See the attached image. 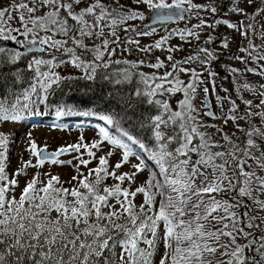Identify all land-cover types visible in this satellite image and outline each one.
I'll return each mask as SVG.
<instances>
[{"label":"snow or ice","instance_id":"1","mask_svg":"<svg viewBox=\"0 0 264 264\" xmlns=\"http://www.w3.org/2000/svg\"><path fill=\"white\" fill-rule=\"evenodd\" d=\"M140 6L150 15L145 16ZM201 12L210 15L211 21ZM185 13L189 20L194 15L198 23L174 29L153 44L141 46L134 36L119 35L123 31L153 36L158 30L152 25L183 20ZM231 17L237 18L235 22ZM149 19L152 25L144 26ZM136 20L142 22L140 28L129 24ZM220 25L231 32L216 35ZM204 29L211 30L204 43L219 41L218 48L199 47L196 55L174 61L172 70L162 76L134 71L144 60L111 59L117 46L127 44L146 54L166 50V59L172 62V53L181 49L165 45L177 35L188 43V38L199 41ZM236 36L241 38L238 44ZM257 36L264 41V0H221L219 5L194 0H11L0 6V41L15 46L0 45V65L8 69L0 75V125L45 114L40 106L49 109V96L56 89L73 80L95 82L98 69L111 63L128 66L110 81L114 85H131L133 76L139 77L134 89L115 97L119 111L80 113L63 98L56 101V117L91 115L104 122L100 139L91 144L81 136L80 142L49 152L48 142L39 146L29 132L25 151L30 158L24 160L21 154L19 166L10 172L9 152L16 141L14 134L0 131V264H264V84L240 86L259 103L245 99L240 88L236 98L217 95L221 108L225 100L229 104L219 117L207 99L202 112L192 103L201 85L205 97L210 94L209 83L211 92H216L219 74L212 64L233 44L244 55L233 53L228 58L239 60L244 68L223 66L232 82L246 73L264 79V43L255 44ZM244 41L247 45L241 46ZM132 51L122 47L121 54ZM22 59L25 66L20 68ZM194 62H199L202 71L183 67ZM62 65L82 75L62 76L56 71ZM147 66L160 69L165 63L157 57ZM179 73L189 75V81L181 80ZM25 79L28 86L17 88ZM179 92L183 99L176 111L157 98ZM237 99L245 105L243 113ZM201 116L220 119L223 125L231 121L244 138L236 136V131H224L223 126L206 124ZM254 117H259L261 126L252 124ZM240 120L246 127H241ZM209 128L216 132L206 131ZM217 134L219 139H214ZM104 145L111 148L97 157ZM82 149L90 159L73 156L79 163L73 165L76 175L67 181H75L71 188L64 187L50 170L42 171L46 164H71L60 157ZM116 154L119 158L110 164ZM93 159L98 164L85 175L80 167L88 168ZM128 164L131 171H120ZM29 169H35L30 178ZM145 171L147 178L137 183ZM109 177L117 183L104 184ZM21 178H25L23 187ZM138 194L143 197L139 204L135 202ZM220 194L228 198L218 199Z\"/></svg>","mask_w":264,"mask_h":264},{"label":"rangeland","instance_id":"2","mask_svg":"<svg viewBox=\"0 0 264 264\" xmlns=\"http://www.w3.org/2000/svg\"><path fill=\"white\" fill-rule=\"evenodd\" d=\"M11 1H0V6H6L7 4H9ZM105 2H107V0H105ZM121 2L123 3H128L129 0H121ZM195 3L198 4H204L207 5L209 3H216L217 5H219L221 3V0H194ZM140 11H143L145 16H149L150 14L148 13V11L146 9H144L143 6H140ZM249 11H251V9H249ZM201 16H204L206 20L211 21V16L210 15H205L204 12L200 13ZM219 18V17H217ZM224 18H229V17H224ZM231 19L233 20V22H235V20L237 19L236 17H231ZM147 21V20H146ZM146 21L143 22L146 23ZM198 23V20L195 18V16L193 15L192 19H188V13H186V17L184 18V20L180 21V22H174L172 24L169 25H164V26H155L158 30L156 35L153 36H135L133 33L129 32V33H125L123 31H119V35L121 38H124L125 36H134L135 39H138L140 41L141 46H146L149 44H153L156 40H158L160 38V36L166 35L168 32H172L174 29H185V28H192L194 24ZM130 25H132L133 27L136 28H140L142 26V22L139 20L136 21H130L129 22ZM13 26H17V24L14 22ZM167 29V31L165 30ZM195 30V29H194ZM210 32V29H204L201 33V38L199 41H196L193 38H188L189 40H191V43H188L186 41H181L179 36H174L168 45H165V48H167L168 46H178L181 50L172 53L173 55V61L170 62L168 61L166 58L169 55V53L166 50H154L151 54H146L143 52H138L135 50V45H123L122 47H127V48H132V54H128L127 52H124L123 54H121V50L122 47L121 46H117L116 48V55L112 56L111 59L113 61L115 60H128V61H132V62H139L140 60H144V65L140 66L138 69H135L134 71L136 72H144L146 74H156L158 76H162L166 71H171V64L174 61L177 60H183L185 57L189 56V55H196L197 54V50L199 47H207L209 49H212V46L215 44L216 41H214L212 44H205L204 41L207 39V36ZM224 32H231V30L226 29L225 26L220 25L217 27L216 29V34H220V33H224ZM257 32H259V26H257ZM237 44L240 42L241 38L239 36L235 37ZM254 43L257 45H260L261 43H264V41H261V39L257 36L253 38ZM1 42V41H0ZM237 44H233L230 47V51L226 54V59H222V56L220 57V59L218 61H214L212 64L213 69L219 74L216 78V92L212 93L211 92V84H208V87L210 89V94H209V98H210V103H211V111L215 112V114L217 115V117L221 116L222 113H226L228 111V107L229 104L227 102V100H225L224 102V107L221 108L218 104H217V95H219L220 97H226L228 95H231L232 98H236L237 95V88H240V92L243 95V97L245 99H249V100H253L254 103H259V100L257 97L253 96L250 92L245 91L242 87H240L241 85H243L245 82L249 83L250 85H253L255 87H258L260 84H264V79H262L259 76L253 75L252 73H246L244 75H237L235 77L236 83H233V77L231 75H229L227 72L224 71V65H228L230 67H234L237 69H240L241 71L244 68V65L236 59H229L228 57L231 56L233 53H235L236 55H240L243 56L244 53H240L238 52L237 49ZM247 45V41H244L243 45L241 46H246ZM262 51H264V49H262ZM47 57V53L44 54ZM57 55L59 56L60 53H57ZM159 57L162 61H164L165 63V67L164 68H160V69H153L148 67L147 65L149 63H155L156 62V58ZM200 58L203 59V54H200ZM66 59V57H65ZM264 63V62H262ZM217 65V69L215 68V66ZM250 67H255L254 64L249 63ZM128 66L120 63V64H116V63H111L110 66L108 68H101L98 69V71H107L109 70L112 74L110 76V79L112 81H114V79L116 78L117 74L123 72ZM183 67L185 68H196L197 71H202V68L199 64V62H194L192 64H186L183 65ZM56 71H58L62 76H71V77H78L81 76L82 74L79 72V70L73 69L70 65H62L61 67L57 68ZM227 75L230 78V81L228 82L227 78H223L222 75ZM207 75V73H205V76ZM179 78L181 80H183L185 83H187L190 79V76L185 74V73H179ZM137 79H139V77L137 76ZM168 85H165V87H167ZM142 87V86H141ZM224 88H227L229 91L226 93L223 91ZM203 85L200 86V88H198L197 90V94H196V98L192 101L193 105L201 110V112L203 111V101L207 98L205 97L203 91ZM160 97V96H158ZM164 98L171 106L173 111L178 110L177 105L178 102L180 100L183 99V93L179 92L176 93L175 95H169L168 93H165L164 96L162 97ZM237 104L239 105V112L243 113L245 110V105L243 103H241L238 99H237ZM254 111L256 109H253ZM206 124H215L217 126H223L224 127V131L226 132H233L236 131V129L233 127L232 122L229 121V123L227 125H223V121L220 119L217 120H212L210 117H205V116H201L200 117ZM239 124L241 125V127H246L245 122L243 120L239 121ZM252 124L255 126H261V122L259 117H254L252 119ZM202 131H205V129H201ZM0 131L6 132V133H11L14 134V138L16 143L13 144L11 146L10 149V153H11V164L9 167V171L11 172L13 169L17 168L19 166V162H20V157L21 154L23 156L24 160L29 159V154L25 151L26 148V137L28 135V133H31L32 139H34L37 144L41 147H43L45 141L48 142V151L52 152L55 151L58 147L61 146H67L70 144H75L80 142V137L83 136L84 143L87 144H91L93 141L95 140H99V128L97 130H95L94 127L92 126H87L84 124H78L75 122H71L67 125V127L65 128H61L58 125H55L53 123H49L47 121V119H45V121H38V122H31V123H23L20 122L19 124H4V125H0ZM206 131L210 132V133H215L216 129L215 128H209ZM236 136L240 137L241 139H243V134L236 131ZM214 139H219V134L215 135L213 137ZM234 140H236V137H233ZM221 143H223V141H221ZM236 143H240V140H236ZM257 143H261V141L259 140V138H257ZM103 150L102 151H97V157L104 155L110 148V145H104L102 146ZM218 150H222V149H213V151H218ZM95 151V150H94ZM83 155V159L88 160L90 159L87 156V153L84 149L81 150V153H73V154H66L63 155V157L61 156V160L63 161H71V164H63V165H50V164H46L44 166V169H42V171L44 170H50L52 172L53 175H58L60 177V180L63 184H65V186H72L73 184H75V181H73L71 184L67 183V181L71 180V177L73 175H76V170L73 167V165H77L79 163L78 160L73 159V156H79V155ZM119 158V154L114 155L113 157L110 158V164H114L116 162V160ZM195 159V157H194ZM132 163H137L138 161H136L135 159H132L131 161ZM33 163H35V160L33 158ZM151 163V162H149ZM98 164V159H93L92 162L88 165V168H84L83 166L80 167V171L83 172L85 175H87L88 173V169L89 168H95ZM29 177H31V175L34 173L35 169H29ZM120 171H131V165H125ZM148 172L145 171L144 173H142L140 175V179L137 181V183H141L143 182V180H145L147 178ZM94 177V176H93ZM25 182V178H21L20 179V185L21 187H23ZM117 183V181L113 180L111 177H109L104 184L111 186L113 184ZM104 184L101 185V188L104 187ZM124 187H127V183H125L123 185ZM135 185H133V190H134ZM253 195H256V193H253ZM218 199H227L228 197L225 196L224 194H220L218 197ZM142 195L138 194L136 197L135 202L137 204L142 202ZM159 199V197L157 198ZM261 199H264V196L261 197ZM249 204H251V201H247ZM105 211H107V209H105ZM264 215V214H261ZM257 223H259V221H257ZM261 229H264V224L261 225ZM243 242V241H241Z\"/></svg>","mask_w":264,"mask_h":264},{"label":"trees","instance_id":"3","mask_svg":"<svg viewBox=\"0 0 264 264\" xmlns=\"http://www.w3.org/2000/svg\"><path fill=\"white\" fill-rule=\"evenodd\" d=\"M0 1H11V0H0ZM25 66V60H21L18 67L23 68ZM7 65H0V75L7 73ZM98 76L95 82H89L85 80H73L71 83H65L61 88L56 89L55 93L49 96V109H45L43 105L40 106V111L42 115H29L22 122L31 123L38 121H45L48 119V122H53L58 126L66 127L69 123L75 122L78 124H84L87 126H92L97 130L98 128L105 127L103 121L97 119L91 115H65L62 117L55 116V107L56 101L63 98L69 101L70 107H75L77 112H104L107 109L114 108L119 111V104H117L116 96L118 93H126L131 89H134L138 81L137 76H133V83L123 84V85H114L110 81L111 72L107 71H98ZM30 75V74H28ZM107 78H104V77ZM75 78V77H74ZM10 82V79H9ZM27 79L22 85H16L17 88L27 87ZM3 92V83H0V94ZM76 102L72 104L71 102ZM155 112V108L152 109ZM11 158V153L9 152ZM94 179V177H93ZM66 188H71L72 186H65Z\"/></svg>","mask_w":264,"mask_h":264},{"label":"water","instance_id":"4","mask_svg":"<svg viewBox=\"0 0 264 264\" xmlns=\"http://www.w3.org/2000/svg\"><path fill=\"white\" fill-rule=\"evenodd\" d=\"M184 17H186V13L184 14ZM184 20V19H183ZM180 21H182V20H176V21H174V22H180ZM173 21H165L164 23H163V26L164 25H169V24H172V23H174ZM144 26H147V25H152V21L149 19V20H147L146 21V23H144L143 24ZM161 26V24L160 23H157V24H155V25H152V26ZM22 39V38H21ZM219 44V41L216 43V45H218ZM0 45H7V46H9V47H15V46H13V45H11V42H4V41H1L0 42ZM226 58V55H223V59H225ZM223 78H227L225 75L223 76ZM228 81H229V79H228ZM157 98H160V99H164V98H162V97H157ZM208 101H209V103H210V98L209 97H207L206 98ZM165 100V99H164ZM210 105H211V103H210ZM63 157V156H62ZM61 158V157H60Z\"/></svg>","mask_w":264,"mask_h":264},{"label":"flooded vegetation","instance_id":"5","mask_svg":"<svg viewBox=\"0 0 264 264\" xmlns=\"http://www.w3.org/2000/svg\"><path fill=\"white\" fill-rule=\"evenodd\" d=\"M215 48H218V46H215Z\"/></svg>","mask_w":264,"mask_h":264}]
</instances>
